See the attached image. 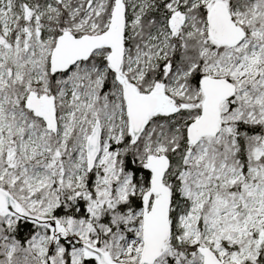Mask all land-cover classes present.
Listing matches in <instances>:
<instances>
[{
  "label": "snow or ice",
  "instance_id": "obj_1",
  "mask_svg": "<svg viewBox=\"0 0 264 264\" xmlns=\"http://www.w3.org/2000/svg\"><path fill=\"white\" fill-rule=\"evenodd\" d=\"M0 264H264V0H0Z\"/></svg>",
  "mask_w": 264,
  "mask_h": 264
}]
</instances>
